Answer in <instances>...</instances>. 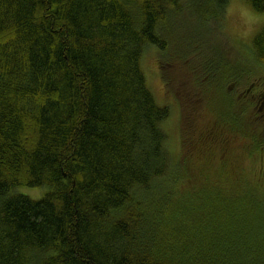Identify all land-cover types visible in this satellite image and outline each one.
Wrapping results in <instances>:
<instances>
[{
  "label": "trees",
  "instance_id": "obj_1",
  "mask_svg": "<svg viewBox=\"0 0 264 264\" xmlns=\"http://www.w3.org/2000/svg\"><path fill=\"white\" fill-rule=\"evenodd\" d=\"M194 1L0 0V264H264L256 98L240 114L226 90L264 67V23L243 64H194L177 20L211 35L230 0ZM148 48L179 105L177 160Z\"/></svg>",
  "mask_w": 264,
  "mask_h": 264
},
{
  "label": "rangeland",
  "instance_id": "obj_2",
  "mask_svg": "<svg viewBox=\"0 0 264 264\" xmlns=\"http://www.w3.org/2000/svg\"><path fill=\"white\" fill-rule=\"evenodd\" d=\"M191 1L193 0H182L187 6H190ZM196 1H194V4H196ZM176 23L174 31L178 53L182 50L186 51V54L191 53L189 54V59L194 64L201 62L200 60H206L208 64L212 62L216 66H220L218 61H221L225 66L229 63H244V57L247 58L252 51L253 37L264 23V14L254 12L243 0H230L225 16L221 20V25L218 26L220 30H215L211 35H207L191 16L185 15L180 18V21L178 19ZM142 64L148 85L158 103L170 109L171 114L169 120L164 124V129L168 135L167 147L173 159L177 160L180 157L179 105L167 90L162 79L159 54L155 48L147 49ZM246 65L252 72L250 78L244 77L241 79L237 87L234 84H227L226 90L228 92L235 90L233 93L238 102V110L236 112L240 114V108L247 106L246 103H249L250 99H253L252 97L256 98L254 102L255 108L253 109L256 115L251 116L252 121H248L246 126L251 129L261 128V136L264 139V90L262 89L264 88V67L255 69L252 64L247 63ZM211 67L215 71L217 70L216 67ZM218 72H221V69ZM250 113L253 114L252 112ZM259 167L257 178L261 179V181L258 182L264 186V163L262 162ZM255 177L256 174L253 178L255 179ZM21 188V190L18 189L19 193H23L33 199L41 198L46 191L41 188ZM252 214L255 217H259L257 219L264 220L263 206L258 204Z\"/></svg>",
  "mask_w": 264,
  "mask_h": 264
}]
</instances>
